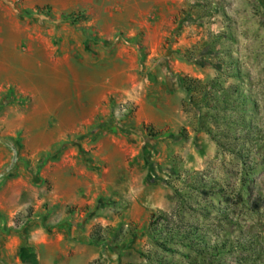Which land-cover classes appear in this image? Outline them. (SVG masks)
<instances>
[{"label": "rangeland", "instance_id": "obj_1", "mask_svg": "<svg viewBox=\"0 0 264 264\" xmlns=\"http://www.w3.org/2000/svg\"><path fill=\"white\" fill-rule=\"evenodd\" d=\"M4 3L0 264H264V0Z\"/></svg>", "mask_w": 264, "mask_h": 264}, {"label": "crops", "instance_id": "obj_2", "mask_svg": "<svg viewBox=\"0 0 264 264\" xmlns=\"http://www.w3.org/2000/svg\"><path fill=\"white\" fill-rule=\"evenodd\" d=\"M0 18L1 20H4V23L1 24V26H8L14 21L13 9L7 3H4V0H0ZM17 48L18 47L14 46L13 40L8 38L7 34H3L2 30H0V90L4 88L6 83L15 84L14 71H12L17 65L15 58L23 56L22 52L16 51ZM13 196H20L19 189L10 190L9 197ZM11 200L12 199L8 202H4L0 199V208L8 210L13 207L15 202L14 199L13 201Z\"/></svg>", "mask_w": 264, "mask_h": 264}, {"label": "trees", "instance_id": "obj_3", "mask_svg": "<svg viewBox=\"0 0 264 264\" xmlns=\"http://www.w3.org/2000/svg\"><path fill=\"white\" fill-rule=\"evenodd\" d=\"M181 82H182L183 87L190 94V97L192 99L195 98V100H194L195 102H198V100H196V97L194 96V94H192L193 91L198 92V90L200 89L198 93H199V95H203L205 86H212L214 88L215 84H216L215 79H212L211 81L204 83L200 78L192 77V76L187 75V74L181 78ZM208 96L211 100L217 99L215 91H212V90L209 91ZM11 99H12V96H9V100L7 101V104L11 102ZM0 104L3 105L4 103L0 102ZM151 131H154V132H152V133H154V135H160L156 130H154V129L152 130V128H151ZM163 215L170 216V213L164 212ZM159 217H160L159 215L155 216V218L153 219L152 222L156 223V221H159ZM103 239L109 240V238L107 236L103 237Z\"/></svg>", "mask_w": 264, "mask_h": 264}, {"label": "water", "instance_id": "obj_4", "mask_svg": "<svg viewBox=\"0 0 264 264\" xmlns=\"http://www.w3.org/2000/svg\"><path fill=\"white\" fill-rule=\"evenodd\" d=\"M0 140H3V141H6V142H9V139L6 137V136H0ZM13 146V145H12ZM14 147V146H13ZM15 149V153L18 152V150L14 147ZM12 169V166H10L9 168L3 170L0 172V178L3 177L4 175H6L10 170Z\"/></svg>", "mask_w": 264, "mask_h": 264}]
</instances>
